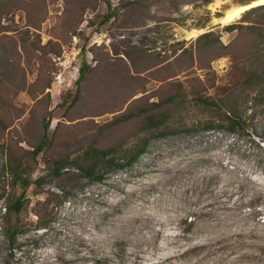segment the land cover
Masks as SVG:
<instances>
[{"label": "rangeland", "instance_id": "374dc122", "mask_svg": "<svg viewBox=\"0 0 264 264\" xmlns=\"http://www.w3.org/2000/svg\"><path fill=\"white\" fill-rule=\"evenodd\" d=\"M251 2L0 0V264H264V75L243 82L264 74V37L224 29L264 25V9L222 22ZM208 31L253 51L246 65L198 39ZM72 44L84 77L56 84ZM142 109L158 128L114 122ZM144 138L102 180L50 174L55 159L128 156ZM21 195L20 212L3 211Z\"/></svg>", "mask_w": 264, "mask_h": 264}, {"label": "trees", "instance_id": "16d2710c", "mask_svg": "<svg viewBox=\"0 0 264 264\" xmlns=\"http://www.w3.org/2000/svg\"><path fill=\"white\" fill-rule=\"evenodd\" d=\"M206 2H209L210 0H205ZM247 1H253V0H247ZM264 9V4L255 6L245 13H252L256 12L258 10ZM4 13L0 11V18ZM223 19V17L221 18ZM104 20H107L106 18ZM264 25H254V24H229L224 27V29L227 32L234 31L236 30L237 32H242V30L255 33L258 38L264 37V34H262V28ZM198 39H204L208 43H211L210 45L218 44V46L225 50L223 54L231 56L232 59V66L237 67L240 63H243V65H246V61L250 55L253 54V51H251L249 48H233L234 50L229 49V44L223 45L220 41V36L219 34L215 35L211 32H205L202 33ZM254 44V42H252ZM88 67V64L86 62H82L81 66L79 68V75L75 81L76 85H79L80 82L82 81L85 70ZM244 67V66H243ZM264 74L259 73L257 71H246L244 75L243 82L248 83L252 81L255 77H262ZM176 96L171 95L169 96L166 100L165 103H174ZM197 100H199L202 104L206 105H211V101L209 97L201 96L198 97ZM221 100V99H220ZM162 105V102H155L153 103L154 107H159ZM143 116L145 121L147 122L146 126L143 128L144 130H151L153 128H158V125L161 123V120H158V114H146V110H141L140 112H127L124 114H121L119 117H117L114 122L120 123L122 121L128 120L133 117H139ZM49 126L48 120L45 121L44 126H43V136L42 140L38 143V145L34 149V153L37 154L40 152L42 149L45 139L47 137V129ZM147 145V138H144L143 142L141 145L134 151L132 155H124L121 157H115L114 154V149L113 148H96L89 146L87 147L84 151L81 157H74L70 159L69 157H63V158H58L55 159L51 168H50V174L56 177H59L62 175L63 170L67 171V173H70V168L76 170L78 174H81L87 178H91L94 180H102L104 178V172L103 168H107L108 170H112L114 168H123L130 166L134 161L137 160V158L143 154L145 151ZM16 171V170H15ZM14 171V172H15ZM74 176L73 178H76L77 173H71ZM16 176V175H15ZM22 184L24 187L28 185V181L26 179L21 178ZM40 182V178L35 179L34 183L38 185ZM25 189L22 192V195L24 196ZM22 195L16 197L9 205H7V208L4 207L3 211L5 212L6 210L10 211L12 210L15 213L20 212L23 201H22ZM3 198V195L0 194V200ZM38 226L40 227H46L47 222H39ZM13 234V233H12Z\"/></svg>", "mask_w": 264, "mask_h": 264}, {"label": "built area", "instance_id": "2783aa9c", "mask_svg": "<svg viewBox=\"0 0 264 264\" xmlns=\"http://www.w3.org/2000/svg\"><path fill=\"white\" fill-rule=\"evenodd\" d=\"M81 48L72 44L54 58L55 71L53 72L54 83L60 84L66 75L73 76L79 69L78 59Z\"/></svg>", "mask_w": 264, "mask_h": 264}, {"label": "bare ground", "instance_id": "6f19581e", "mask_svg": "<svg viewBox=\"0 0 264 264\" xmlns=\"http://www.w3.org/2000/svg\"><path fill=\"white\" fill-rule=\"evenodd\" d=\"M261 3H264V0H253L251 3H249L247 5L234 6L231 9L227 10L226 15H225L224 19L222 20V22H224V23L231 22V21L237 19L240 16V14L242 13V11L244 9H246L247 7H249L250 5H257V4H261Z\"/></svg>", "mask_w": 264, "mask_h": 264}, {"label": "water", "instance_id": "95a60500", "mask_svg": "<svg viewBox=\"0 0 264 264\" xmlns=\"http://www.w3.org/2000/svg\"><path fill=\"white\" fill-rule=\"evenodd\" d=\"M261 4H264V3H261ZM261 4H257V5H250L249 7H247L246 9H244V10L242 11V13H244V12L248 11L249 9H251V8H253V7H255V6L261 5ZM242 13H241V14H242ZM241 14H240V15H241ZM239 17H240V16H239ZM239 17H238V18H239Z\"/></svg>", "mask_w": 264, "mask_h": 264}]
</instances>
